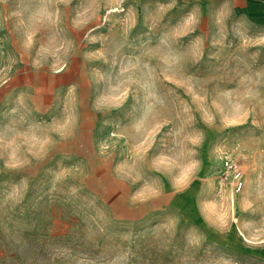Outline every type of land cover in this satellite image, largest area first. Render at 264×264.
Returning a JSON list of instances; mask_svg holds the SVG:
<instances>
[{
	"label": "clouds",
	"instance_id": "clouds-1",
	"mask_svg": "<svg viewBox=\"0 0 264 264\" xmlns=\"http://www.w3.org/2000/svg\"><path fill=\"white\" fill-rule=\"evenodd\" d=\"M0 264H264V0H0Z\"/></svg>",
	"mask_w": 264,
	"mask_h": 264
}]
</instances>
